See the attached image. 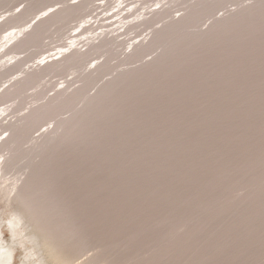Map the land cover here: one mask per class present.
<instances>
[{"label":"bare ground","instance_id":"obj_1","mask_svg":"<svg viewBox=\"0 0 264 264\" xmlns=\"http://www.w3.org/2000/svg\"><path fill=\"white\" fill-rule=\"evenodd\" d=\"M15 1L0 0V10ZM227 1L214 0L205 10H193L168 26L147 25L150 28L142 30L152 33V40L163 38L181 26H196L202 16ZM36 2L6 22L0 20V54L13 44L3 43L12 36L10 28H3L34 22L28 36L8 52L17 51L19 57L10 64L0 61V264H15L16 250L21 248L20 264L113 262L121 244L125 248L119 255L137 257L146 246L158 244L156 236L163 227L199 215L205 216L186 237L135 264H180L184 256L190 258L186 264H250L253 259L258 263L256 259L264 255V13L256 17L245 13L199 48H184L181 54L186 56L170 58L157 69L135 76L100 111L84 118L83 129L74 137L79 141L75 149L58 143L56 151H49L36 164L34 132L73 102V94L50 100V106L36 107L31 101L25 103L29 110L23 113L26 108L19 97L29 82L12 91L10 85L3 87L5 71L18 69L14 76L26 69V80L39 78L40 65L30 63L35 50H43V43L35 47L33 38L38 29L73 7L69 4L37 18L35 10L46 0ZM116 4L117 0H107L90 13ZM243 5L237 4L240 14ZM72 44L69 50L83 49ZM115 55L108 58L120 57ZM89 74L79 78L82 87L75 93L90 83ZM143 104L149 106L142 109ZM230 121L235 126H229ZM99 141L104 146L92 152ZM215 150L221 158L214 156ZM110 157V163L104 164ZM213 157L221 162L211 165ZM22 158L29 160L20 166ZM164 163L167 166L161 170ZM23 170L26 173L18 176ZM242 184L256 189L227 211L211 208L220 194ZM123 185L130 188L120 189ZM148 217L154 222L147 224ZM6 229L10 241L5 239ZM98 245L96 254L82 259L89 247Z\"/></svg>","mask_w":264,"mask_h":264},{"label":"rangeland","instance_id":"obj_2","mask_svg":"<svg viewBox=\"0 0 264 264\" xmlns=\"http://www.w3.org/2000/svg\"><path fill=\"white\" fill-rule=\"evenodd\" d=\"M30 1L31 0H17L2 7L0 14L3 15L6 11L8 12L1 17L0 20L4 18V22H6L10 15L20 13L28 9L29 6L35 7L39 4L36 1L40 0ZM213 1L214 0H117L115 6H111L109 9L103 7L98 14H94L93 12V14L90 13V9H93L98 4L105 6L107 0H46L45 3L40 4L39 6L43 7H39L35 10V17L37 18L45 17L53 11H58L60 8H66L69 4H72L73 7L71 11L63 10L61 12L60 18L57 19L60 21L55 22L57 20H54L50 22L49 26L45 29H38L36 36L33 38L35 47L43 43V50L42 48L38 49L39 51L35 50L36 53L33 54L31 58L32 62L30 63V66L40 65L39 67L37 66L36 70L39 78L26 80L24 78L27 73L24 72L26 69H22L21 72L16 73L14 76L12 74L18 69L11 72L5 71L2 77L3 87L6 88L10 85L9 90L12 91L20 87L22 83L29 82L28 87L24 91L25 93L19 97L20 105L26 108L23 113L29 110L27 109L29 108L28 105L26 107L24 106L25 103L31 101L36 107L44 104L50 106L51 104H48L50 100L52 101L54 99L59 101L73 94L71 97L73 98V102L69 108L55 119L41 123L36 130L37 132H34L33 144L35 149L39 152H35V155L37 154L34 159L35 163H41L48 155L49 151L56 149L58 143L59 147L64 145L69 150L75 149L79 145V141L74 139V137L83 129L84 118L100 111L118 95L135 76L157 69L170 58H175L176 56L182 58L186 56L181 54L184 48H199L205 41L211 40L220 30L239 21L240 17L245 13L252 17L264 13V0H229L225 5L211 9L205 17L202 16L200 23L196 26H181L163 38L152 40L153 34H150L147 30H142L144 27L150 28L147 27V25L156 28L168 26L171 23L179 21L187 14H190L193 10H205ZM61 2L64 4H61ZM148 2L149 4H146ZM238 3L244 4V13L240 14V12H238ZM138 13L139 15H137ZM140 15L141 17L139 18ZM136 20H138L137 23ZM28 21L29 19L27 22ZM29 23L30 25L28 26ZM33 23L34 22H31V20L28 23L22 21L19 24H13L14 26L9 25L3 28L2 31H6L10 28L9 33H12V36L10 35V37H8L9 41H4L3 43L5 46L6 44L13 43L6 47L0 54V61L3 60V65L7 63L10 64L19 57L15 56L17 51H12L13 55H10V53L8 54V52L12 50L14 45H17L23 38L28 36L27 31ZM143 31L145 33H143ZM15 34H19L20 37H14ZM134 37L135 40L131 41ZM96 41H98V43H96ZM124 42H127L126 46ZM71 43H73V46L79 45L80 47V45H82L83 49L79 50L72 48L73 50H69L67 47ZM140 45H142V47L138 48ZM84 47H86V49H84ZM133 47H135V49L131 50ZM159 48L160 50H158ZM24 49H26V47H24ZM31 51L33 52V50ZM115 54L120 55V57H115L118 58L117 60H111ZM50 55L54 60L50 58ZM225 56L228 58L229 53ZM11 57L13 58L9 60ZM55 57L58 58L56 59ZM251 68L253 69L255 66ZM87 73L92 75L90 83L84 86L78 93H75L82 87L79 78ZM18 77L20 78L19 80ZM106 85H110V87L106 88V90L102 89ZM3 87L2 89H4ZM136 96L137 94L133 95L132 98ZM147 106L149 105L143 104L141 108L145 109ZM10 119H12V116ZM10 119L7 118V120H5L6 123L9 122ZM110 124L111 120H109L108 125ZM228 124L229 126H235L233 121H230ZM102 127H105V125ZM47 140L49 141L47 142ZM99 142V144L91 148L92 152H94L98 146V149L104 146L103 141ZM43 143V147L40 148ZM139 155L140 154H138L137 157H139ZM220 155L221 153L219 150L214 151V156L220 157ZM22 160L20 166H23L29 159L22 158ZM34 160H32V162H34ZM111 160V157L106 159L104 164H109ZM210 162L211 165H215L220 163L221 160L213 157ZM166 164L167 163H164L161 166V170L166 168ZM207 166L210 165L208 164ZM26 170H23L18 176H22L23 173H26ZM28 172L29 169L24 175V179ZM80 175L77 174L76 177L79 179ZM123 188L129 189L130 187L128 185L120 187V189ZM255 189L256 186L248 184L237 185L232 188L230 193L220 194L219 200L212 204L211 208L223 212L227 211L246 198L248 194ZM203 207L205 208V206ZM204 216L205 215L195 216L187 220L179 221L173 225L163 227L161 232L156 236L158 244L146 246L137 257L119 255L118 251L121 250V248H125V245L121 244L116 249V261L111 262L107 259H101L97 264H135L139 260L147 261L151 259L159 249L160 251L170 249L176 240L186 237L190 229L192 227L194 228ZM145 221L147 224H151L154 222V219L148 217ZM213 228L211 231L214 234L215 227ZM4 233L5 239L10 241V231L6 229ZM204 237H206L205 234L201 235V240ZM195 246L196 249L201 247ZM99 250V245L89 247L83 254L82 259L85 260L93 256ZM22 251V248L16 250L17 257L15 264H20V252ZM260 257H262V259H260ZM260 257L257 259L255 258L257 261L259 259L258 263H256L260 264L259 262L262 260L263 263L261 264H264V255L262 254ZM189 261L190 258L184 256L180 259V264H186ZM252 263H255L254 259L250 264Z\"/></svg>","mask_w":264,"mask_h":264}]
</instances>
